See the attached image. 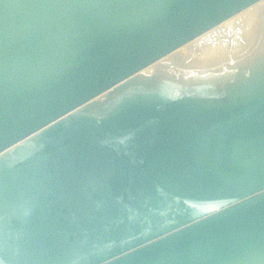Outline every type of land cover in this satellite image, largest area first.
<instances>
[{
  "label": "water",
  "instance_id": "95a60500",
  "mask_svg": "<svg viewBox=\"0 0 264 264\" xmlns=\"http://www.w3.org/2000/svg\"><path fill=\"white\" fill-rule=\"evenodd\" d=\"M260 1L0 0V264H264Z\"/></svg>",
  "mask_w": 264,
  "mask_h": 264
},
{
  "label": "bare ground",
  "instance_id": "6f19581e",
  "mask_svg": "<svg viewBox=\"0 0 264 264\" xmlns=\"http://www.w3.org/2000/svg\"><path fill=\"white\" fill-rule=\"evenodd\" d=\"M262 1V0H261ZM264 12V2H259L251 5L250 7H247L238 13L230 16L229 18L225 19L221 23L218 24L216 33L218 36H221L219 38H222L225 33L221 30L226 29L227 25H231V27L234 29L233 33L229 34L227 32V36H230L233 39L236 40L237 45L236 47L233 46V50L240 51L245 46H249L251 44H255L257 41L258 31H259V24L260 21L258 19V16ZM238 16V17H235ZM232 18H235L234 20ZM237 26V29L235 27ZM206 35V33H205ZM205 35L204 38H205ZM225 38V39H226ZM224 39V40H225ZM194 41H191L186 47V52L184 50L178 51L179 54L184 55L187 54V52H193L198 50L199 55L208 56V55H214V57H220L222 54L224 55V48L223 44L220 42H210L206 39H193ZM198 40V41H197ZM224 43V42H223ZM184 46V45H183ZM182 47V46H181ZM235 48V49H234Z\"/></svg>",
  "mask_w": 264,
  "mask_h": 264
},
{
  "label": "rangeland",
  "instance_id": "374dc122",
  "mask_svg": "<svg viewBox=\"0 0 264 264\" xmlns=\"http://www.w3.org/2000/svg\"><path fill=\"white\" fill-rule=\"evenodd\" d=\"M262 1L264 2V0H262ZM262 1H260V2H262ZM235 17H238V16H235ZM232 19L234 20L235 18H232ZM235 20H236V19H235ZM236 28H237V26H236ZM223 32H225V31H223ZM226 32H227V31H226ZM223 38H226V37H223ZM190 43H191V42H190ZM188 44H189V43H188ZM188 44H187V45H188ZM187 45H184V46L180 47L179 50H180V51L184 50V51L186 52V50H187V49H186V48H187L186 46H187ZM223 46L226 47L225 43H223Z\"/></svg>",
  "mask_w": 264,
  "mask_h": 264
}]
</instances>
